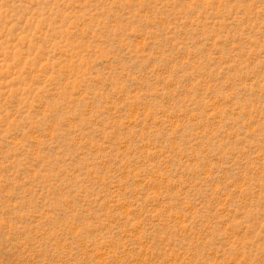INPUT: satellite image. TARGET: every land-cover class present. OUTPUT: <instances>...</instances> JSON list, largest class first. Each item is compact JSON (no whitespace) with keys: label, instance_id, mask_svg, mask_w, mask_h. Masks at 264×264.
<instances>
[{"label":"rangeland","instance_id":"obj_1","mask_svg":"<svg viewBox=\"0 0 264 264\" xmlns=\"http://www.w3.org/2000/svg\"><path fill=\"white\" fill-rule=\"evenodd\" d=\"M0 264H264V0H0Z\"/></svg>","mask_w":264,"mask_h":264}]
</instances>
